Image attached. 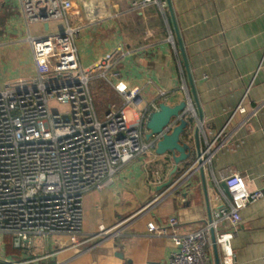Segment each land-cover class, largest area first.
<instances>
[{
    "label": "crops",
    "instance_id": "0c3cea01",
    "mask_svg": "<svg viewBox=\"0 0 264 264\" xmlns=\"http://www.w3.org/2000/svg\"><path fill=\"white\" fill-rule=\"evenodd\" d=\"M71 1L68 23L78 29L80 65L92 68L114 54V85L141 90L142 102L129 115L146 142H151L145 127L149 113L161 102L172 107L186 102L192 153L177 166L171 155L158 156L154 147L123 166L108 188L84 197L83 234L94 236L123 223L117 236L79 249L69 236H31L16 249L11 236L0 234V264H164L177 250L173 234L199 232L216 212L230 211L229 176L239 174L250 190L264 182V0H157L139 8L129 0ZM57 24L35 25L33 34L19 0H0L1 89L36 77L28 38L66 28L60 22L59 30L51 31ZM100 83L94 82L92 93L103 119L121 98L108 85L118 103L109 101L105 112L99 110L95 91ZM160 90L167 97L161 98ZM197 131L199 152L214 143L212 155L172 188L199 160ZM172 218L179 222L175 229L168 226ZM151 222L165 234L149 233ZM220 231L234 234L235 264H264V198L243 210L237 226L227 221ZM208 251L216 264L214 246ZM218 254L221 261L219 249Z\"/></svg>",
    "mask_w": 264,
    "mask_h": 264
},
{
    "label": "built area",
    "instance_id": "2783aa9c",
    "mask_svg": "<svg viewBox=\"0 0 264 264\" xmlns=\"http://www.w3.org/2000/svg\"><path fill=\"white\" fill-rule=\"evenodd\" d=\"M19 2L28 26L65 22L66 28L29 36L36 77L0 88V234L11 236L16 249L30 243L31 236L47 235L69 236L72 247L79 249L97 238L117 236L123 224L85 236L84 197L108 188L123 166L148 154L156 143L144 141L142 129L130 120L131 108L142 102L141 90H120L114 85V54L92 68L80 65L76 48L78 29L68 23L72 1ZM129 2L133 8H139L156 4L157 0ZM98 80L114 87L121 98V104L111 106L103 119L97 114L92 93V85ZM160 96L165 98L167 94L160 90ZM56 104L64 105L66 111L54 110ZM240 113L245 110L240 109ZM213 146L214 143L207 147L172 188L184 183L200 162L210 159ZM225 185L230 211L216 212L215 219L199 232L187 236L173 234L177 250L164 264H214L208 251V247L214 246L212 232L222 252L220 264H235L234 234L220 229L227 221L237 226L243 210L264 198V182L261 188L250 190L242 176L233 174ZM168 224L175 229L179 222L172 218ZM148 231L165 234L153 222L148 224Z\"/></svg>",
    "mask_w": 264,
    "mask_h": 264
},
{
    "label": "water",
    "instance_id": "95a60500",
    "mask_svg": "<svg viewBox=\"0 0 264 264\" xmlns=\"http://www.w3.org/2000/svg\"><path fill=\"white\" fill-rule=\"evenodd\" d=\"M188 113L186 102H181L174 107L161 102L156 110L149 113L145 123L146 138L148 141H155L157 155H171L177 166L189 160L192 153L191 137L189 134L191 124L189 119H187ZM195 138L197 151L199 152L198 131L195 133ZM200 157L201 152H199ZM212 241L216 264H220L215 232H212ZM4 263L8 264L9 262Z\"/></svg>",
    "mask_w": 264,
    "mask_h": 264
},
{
    "label": "rangeland",
    "instance_id": "374dc122",
    "mask_svg": "<svg viewBox=\"0 0 264 264\" xmlns=\"http://www.w3.org/2000/svg\"><path fill=\"white\" fill-rule=\"evenodd\" d=\"M60 23H58L56 26H52V30L51 31H55V30H59L60 28ZM37 26H31L32 29V33L35 34V32L37 31ZM99 82H101L100 84H97L96 86V91H95V98L97 99V105L99 107V110L105 112L108 108L107 102L111 101V103H118L117 99L112 98L111 97V93H109L108 91V85L105 81L103 80H99ZM110 86V85H109ZM110 90V89H109ZM104 92H107V94L105 95ZM54 110H58L60 112H65L66 108L64 105L62 104H56L53 106Z\"/></svg>",
    "mask_w": 264,
    "mask_h": 264
}]
</instances>
